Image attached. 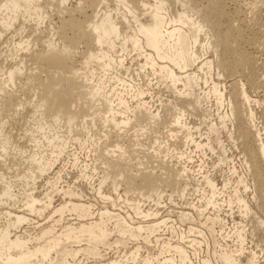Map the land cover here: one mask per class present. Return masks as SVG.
<instances>
[{"label":"bare ground","instance_id":"bare-ground-1","mask_svg":"<svg viewBox=\"0 0 264 264\" xmlns=\"http://www.w3.org/2000/svg\"><path fill=\"white\" fill-rule=\"evenodd\" d=\"M70 1L0 0V264H264V0Z\"/></svg>","mask_w":264,"mask_h":264},{"label":"rangeland","instance_id":"rangeland-1","mask_svg":"<svg viewBox=\"0 0 264 264\" xmlns=\"http://www.w3.org/2000/svg\"><path fill=\"white\" fill-rule=\"evenodd\" d=\"M73 1V2H72ZM79 0H71L70 2H69V4H68V6L70 5V7H74L77 3L76 2H78ZM87 1V3H84V5L85 6H87L89 3H88V1H90V0H86ZM71 3V4H70ZM112 5H114L115 4V2L114 1H112V2H110ZM240 3L242 4V2L240 1ZM91 9L88 7V9H86V11H88V14L90 15L91 13H92V10L90 11ZM54 13V12H53ZM55 14H53V16L51 17V21L52 22H54V23H52L53 25L55 24V25H58V23L57 22H59V20L56 18L57 17V15H55ZM78 16H80V15H78ZM81 18H82V16H80ZM26 31L27 30H25V32H23V34H22V36H27L28 34H29V28H28V31H27V33H26ZM7 33L8 34H6V35H4V37H2L1 39H0V48L1 49H4L5 51H8V50H13V45H11V43H15V41H17L18 40V38L20 39L21 37L19 36V35H17V34H14L11 30H9V32L7 31ZM10 33H11V36H10ZM26 34V35H25ZM9 35V36H8ZM12 35H14L13 37H12ZM23 37V38H24ZM7 38V39H6ZM10 38V39H9ZM26 38V37H25ZM4 43H3V42ZM7 41V42H6ZM7 47H9V49H7ZM78 47H79V50L80 51H84L85 49H86V44L85 43H81V44H79L78 45ZM3 55H5V52H4V54ZM153 77L152 76H150L149 78H147V80H146V82L148 83L151 79H152ZM155 83H156V81L155 80H152V82H151V84H153V86L152 87H154L155 88V90H157L156 88H157V85H155ZM162 88V87H161ZM165 91V90H164ZM166 92V93H165ZM164 92V96H165V98H166V96H167V98L170 96L169 95V92L166 90ZM263 94V92H261L260 93V95H262ZM169 95V96H168ZM149 97H148V100L149 99H151V97H150V95H148ZM262 98H264V97H262ZM155 99H157V97L155 96ZM192 121H195V119L194 118H192ZM7 128L9 129L10 128V124L9 125H7ZM16 131L17 130H14V133L16 134ZM205 138V136H203L202 137V139H204ZM225 139V138H224ZM228 149H230V146H229V148ZM235 153V154H234ZM233 153V151L231 152V150H230V157H233L232 159H233V161H232V163L234 164H236L237 166H239L238 165V159L236 158V152H234ZM211 156H213V157H211ZM216 158H217V155L216 154H211V153H209L208 152V155H207V157H205V160H206V165H207V168L208 169H210V171H212V173L213 174H216L218 177L224 172V170H225V166L223 167V170H214V169H211V167H212V163L216 160ZM196 159H198V158H196ZM196 159H195V161H196ZM65 164V165H64ZM240 164V163H239ZM191 165H192V163H191ZM194 165H196V164H194ZM63 166H65V167H63ZM69 166V167H68ZM58 168L60 169V168H63L64 169V171L65 172H69V176L66 174L65 175V180L67 181L68 180V182H70V181H74L76 178V172H75V170L72 168V167H70V164H67V162H65V161H63L62 160V162H59L57 165H56V169L55 170H58ZM68 168V169H67ZM71 168V169H70ZM67 169V170H66ZM70 169V170H69ZM73 171H74V173H73ZM225 171H227V169L225 170ZM41 189V188H40ZM175 207H178V205L177 206H175ZM180 208H178L177 210H179ZM165 210V209H164ZM170 210V209H169ZM176 210V211H177Z\"/></svg>","mask_w":264,"mask_h":264}]
</instances>
